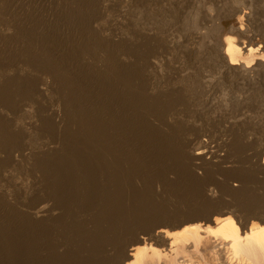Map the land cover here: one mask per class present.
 <instances>
[{
	"label": "rangeland",
	"instance_id": "rangeland-1",
	"mask_svg": "<svg viewBox=\"0 0 264 264\" xmlns=\"http://www.w3.org/2000/svg\"><path fill=\"white\" fill-rule=\"evenodd\" d=\"M262 57L264 0H0V264H228L216 218L264 226Z\"/></svg>",
	"mask_w": 264,
	"mask_h": 264
},
{
	"label": "clouds",
	"instance_id": "clouds-1",
	"mask_svg": "<svg viewBox=\"0 0 264 264\" xmlns=\"http://www.w3.org/2000/svg\"><path fill=\"white\" fill-rule=\"evenodd\" d=\"M264 58V57H262ZM217 223H221L219 218H217ZM225 227H231L232 230L235 231V233L238 235L239 234V228L236 227L235 221L232 219L231 216H228L225 219ZM199 225H191V226H186L183 228L180 232H168L166 229H161L160 231H163L166 233L167 236L172 237V236H180L185 233H188L193 230L199 229ZM252 227L255 229L257 225L253 223ZM207 231L210 232L211 235L213 236H218V235H223V238L225 240H232L233 236L229 234H224L221 230H216L213 231L211 228L207 229ZM255 236V233H253ZM249 239H252V237H249ZM176 241L173 240V244H175ZM256 244L259 247V254L257 255L256 252H252L249 255H243L238 249L235 243L231 245L232 249L234 250L231 255L228 257V264H264V228H260L259 230V235L256 237ZM223 247V245H221ZM152 252H159L162 250H158L151 245H149L147 242L143 246H136L135 250L131 252V255L135 257V259H132L128 261V264H144V261L142 259V254H146L148 251ZM166 255V254H165ZM158 264V261H157ZM189 264H192L190 261ZM216 264H219V260H216Z\"/></svg>",
	"mask_w": 264,
	"mask_h": 264
},
{
	"label": "bare ground",
	"instance_id": "bare-ground-1",
	"mask_svg": "<svg viewBox=\"0 0 264 264\" xmlns=\"http://www.w3.org/2000/svg\"><path fill=\"white\" fill-rule=\"evenodd\" d=\"M227 53L228 55L230 56V60H231V63H236L237 59V54H238V50L232 46V45H229L227 47ZM245 71V70H244ZM247 71V70H246ZM253 199V198H252ZM258 203V202H257ZM258 205V204H257ZM260 205V204H259ZM262 208V207H261ZM217 219V218H216ZM220 226L217 228V230H221L224 234H229V235H232L233 236V239L232 240H225L223 238V235H218V236H215L217 238V240H221L222 243H220V247L221 245H223V247H225V249L228 250L229 252V255H231L233 253V249L231 247V245L233 243L236 244L237 246V249L243 254V255H249L250 253L252 252H256V254L258 255L259 254V247L258 245L256 244V237H258L259 235V230L260 229H257L255 231H253L252 233H250L249 237H252V239H249V237H247L246 239H242L241 236H240V233L237 235L235 233L234 230L231 229V227H225L224 224H225V220H222L221 223H219ZM262 226V225H261ZM179 227V226H177ZM237 227V226H236ZM185 228V227H184ZM260 228H264L263 227H260ZM200 230V227L199 229L197 230H193V231H190L188 233H185L183 235H180V236H172V237H169L166 235L165 232L163 231H158V236L157 238H159V242L165 244L166 243V240L168 238H172L173 240H175L176 242H180V241H184V240H187V239H193V240H196L197 239V236H198V232ZM180 232V231H179ZM201 233V232H200ZM199 233V234H200ZM253 233H255V236L253 235ZM245 234V233H244ZM156 236V235H155ZM245 237V236H244ZM154 238V237H152ZM156 240V239H155ZM213 240V239H212ZM144 243V241H140L138 240V243ZM203 242V241H202ZM226 242V243H225ZM192 243V242H191ZM98 244V243H97ZM219 247V246H218ZM219 247V248H220ZM224 249V251H225ZM217 251V250H216ZM222 251V250H221ZM158 255V252H150V253H146V254H142V259L144 261V264H154V261L156 259V256ZM135 259V257H134ZM123 262V261H122ZM227 264V263H226Z\"/></svg>",
	"mask_w": 264,
	"mask_h": 264
}]
</instances>
